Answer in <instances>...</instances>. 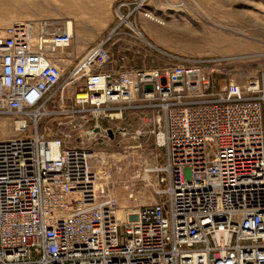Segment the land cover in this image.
<instances>
[{"label": "built area", "instance_id": "built-area-1", "mask_svg": "<svg viewBox=\"0 0 264 264\" xmlns=\"http://www.w3.org/2000/svg\"><path fill=\"white\" fill-rule=\"evenodd\" d=\"M72 40L46 18L0 34V264H264V69L242 97L215 93L206 59L89 70L68 86ZM67 99V129L44 137L47 108ZM137 99L164 150L146 171L158 200L120 208L85 143Z\"/></svg>", "mask_w": 264, "mask_h": 264}, {"label": "rangeland", "instance_id": "rangeland-1", "mask_svg": "<svg viewBox=\"0 0 264 264\" xmlns=\"http://www.w3.org/2000/svg\"><path fill=\"white\" fill-rule=\"evenodd\" d=\"M67 6L71 11L65 10ZM41 18L59 25L72 23V44L63 56L62 82H71L68 86H79L89 70L112 66L118 72L122 65L162 68L179 59H206L211 61L207 67L215 93L242 97L245 84L259 79L264 69V0H0V32L16 20ZM144 103L138 99L131 103L122 120L99 118L100 126L124 130V136L110 140L98 135L85 143L88 149L107 154L111 166L94 159L91 165L108 179L120 208L158 200L155 178L146 171L162 165L164 150L153 127V113ZM67 105L69 99L64 107L56 103L47 108L50 113L39 122L40 134L50 137L67 129L58 125ZM32 132L31 127L27 135Z\"/></svg>", "mask_w": 264, "mask_h": 264}, {"label": "bare ground", "instance_id": "bare-ground-1", "mask_svg": "<svg viewBox=\"0 0 264 264\" xmlns=\"http://www.w3.org/2000/svg\"><path fill=\"white\" fill-rule=\"evenodd\" d=\"M67 5V4H66ZM71 7L70 6H67V7H65V10L66 11H71ZM77 11V10H76ZM65 26H67L71 31H73V26H72V23H70V22H68V23H66V25ZM2 33V31L0 32V34ZM140 36H142L141 35V33H138ZM62 62L64 61V57H62ZM123 114H124V112L123 111H118V112H115V113H110V115L108 116L109 117V119L110 120H118V118L117 117H120V119L122 118L123 119ZM121 119V120H122ZM7 130H9V131H11V129L7 126V125H5L4 127H3V134H4V132L5 131H7ZM12 132V131H11ZM114 131H112V133H113ZM13 134V133H12ZM125 133H122V135H124ZM113 136H114V133H113ZM107 137H108V135H107ZM110 140H111V138L110 137H108ZM159 142H161V140H160V138H159ZM136 148H138V147H133V149H136ZM98 153H100V154H102V155H104V156H98ZM90 157L92 158V159H94V160H98V161H100V159H102V160H106V158H107V154H105V153H103V152H99V151H93V150H91V153H90ZM95 155H97V156H95ZM95 156V157H94ZM98 172V171H97ZM96 172V173H97ZM100 175V174H99ZM101 180H104L105 182L106 181H108V179L107 178H101ZM122 208H125L126 206H121Z\"/></svg>", "mask_w": 264, "mask_h": 264}, {"label": "water", "instance_id": "water-1", "mask_svg": "<svg viewBox=\"0 0 264 264\" xmlns=\"http://www.w3.org/2000/svg\"><path fill=\"white\" fill-rule=\"evenodd\" d=\"M104 132L105 134H107L108 135V137H110L111 139H113V133H112V131L111 130H107V131H103V130H100V129H95L94 130V132Z\"/></svg>", "mask_w": 264, "mask_h": 264}]
</instances>
